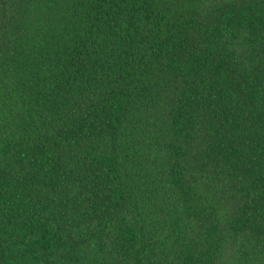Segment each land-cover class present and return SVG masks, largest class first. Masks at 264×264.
<instances>
[{
	"label": "trees",
	"instance_id": "trees-1",
	"mask_svg": "<svg viewBox=\"0 0 264 264\" xmlns=\"http://www.w3.org/2000/svg\"><path fill=\"white\" fill-rule=\"evenodd\" d=\"M0 264H264V0H0Z\"/></svg>",
	"mask_w": 264,
	"mask_h": 264
}]
</instances>
